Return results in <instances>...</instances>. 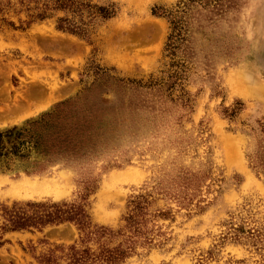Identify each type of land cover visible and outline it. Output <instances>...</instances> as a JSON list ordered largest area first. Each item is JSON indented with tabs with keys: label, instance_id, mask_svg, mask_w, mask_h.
Listing matches in <instances>:
<instances>
[{
	"label": "rangeland",
	"instance_id": "rangeland-1",
	"mask_svg": "<svg viewBox=\"0 0 264 264\" xmlns=\"http://www.w3.org/2000/svg\"><path fill=\"white\" fill-rule=\"evenodd\" d=\"M34 80L62 91L0 117L19 131L50 113L33 147L0 158V203L81 205L132 236L118 264H264V0H0V115ZM40 184L63 193L12 190ZM82 237L72 221L0 231V264Z\"/></svg>",
	"mask_w": 264,
	"mask_h": 264
},
{
	"label": "trees",
	"instance_id": "trees-1",
	"mask_svg": "<svg viewBox=\"0 0 264 264\" xmlns=\"http://www.w3.org/2000/svg\"><path fill=\"white\" fill-rule=\"evenodd\" d=\"M188 4L194 0H182ZM207 2L208 0H202ZM172 32L169 36V47L175 48L177 40H181L180 20L172 16ZM50 113L29 124V127L19 131L10 129L0 131V158L8 154L20 155L24 150L33 147L38 139L36 128L46 121ZM5 137H12V144L6 146ZM0 231L42 228L48 224H58L65 221L74 222L83 237L80 242L68 245H56L46 253L35 256L31 264H118L131 252L135 241L131 235L120 230L105 226H93L85 208L81 205L69 206L67 202H13L11 205L0 203ZM125 228L136 236L140 233L136 225L135 213L126 218Z\"/></svg>",
	"mask_w": 264,
	"mask_h": 264
},
{
	"label": "bare ground",
	"instance_id": "bare-ground-1",
	"mask_svg": "<svg viewBox=\"0 0 264 264\" xmlns=\"http://www.w3.org/2000/svg\"><path fill=\"white\" fill-rule=\"evenodd\" d=\"M246 76H247L246 72H241V73L239 72L236 75H234V72H233L231 74V79L236 81L235 82V85H237L236 87H241V86L243 87L245 84L244 80ZM56 81L53 80V81H48L46 83L43 82L46 84L45 86L47 87L46 89L48 91H44L43 92L44 94L42 93L43 94L42 96L40 93L41 91H43L44 88H40V86L41 87H45V86L39 83L40 82L39 80L38 81L34 80L33 83H31L30 85H27L26 89L24 88L23 92H17L14 95V97L12 96L13 97L12 105H9L7 103L6 107H2L1 112L5 114L3 115L1 114L0 117L14 120V117L16 119V117H24L26 115L28 116L30 114H33L35 111L45 109L52 100H54L56 97H59V94L62 91V89L58 86ZM37 85H40V86H37ZM259 90L260 92H264V88L262 86L259 88ZM231 151L233 152L235 151L234 146H232ZM12 190L14 194L21 195L24 193V195H31V196H33L34 194H38V195L53 194L55 197H58L63 193V191H61L57 185H48V184L32 185L24 189L22 187L13 185Z\"/></svg>",
	"mask_w": 264,
	"mask_h": 264
}]
</instances>
